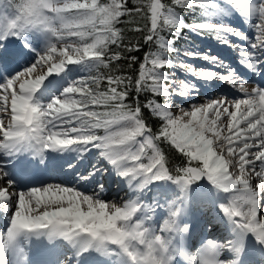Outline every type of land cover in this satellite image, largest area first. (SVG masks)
<instances>
[{
	"label": "snow or ice",
	"instance_id": "1",
	"mask_svg": "<svg viewBox=\"0 0 264 264\" xmlns=\"http://www.w3.org/2000/svg\"><path fill=\"white\" fill-rule=\"evenodd\" d=\"M202 3L135 0L130 6L129 0H21L12 14L0 16V113L9 118L5 124L0 116V216L7 217L0 229V264H33L26 244L47 247L45 241L57 254L50 264H242L247 248L259 246L264 253V86L251 92L245 87L250 78L264 79V0H220L213 11L203 13L214 20L196 18ZM177 9L191 13L192 21L186 22ZM236 9L254 36L232 25L229 12ZM134 15L145 23L131 30L145 32L144 43L156 45L142 59L125 57L111 47L140 52L138 42L123 45L117 27L122 17ZM184 30L215 34L219 43L238 49L246 75L218 54L176 48ZM165 32L172 38L162 35ZM229 37L245 43L234 44ZM17 40L23 48L11 46ZM172 53L177 60L169 58ZM181 56L202 59L212 67L198 68ZM122 59L131 62L129 67L139 62L135 77L111 74L113 63ZM21 62L24 67L13 68ZM101 67L109 72H100ZM177 67L194 80L177 81L175 73L163 71ZM225 68L227 72L217 70ZM205 83L227 84L241 96L209 98L200 105L178 107L179 114L171 111L174 96H198ZM144 93L167 101L146 97L142 104ZM145 109L161 122L156 131ZM162 143L185 158L183 166L170 168ZM96 158L127 184L130 198L123 205L104 200V185L99 183L91 194L63 183L32 184L37 173L52 171L73 175L77 183L92 181L106 171ZM250 176L258 180L254 186ZM205 177L211 185L207 194L215 190L213 202L231 225L233 238L223 243L207 240L192 254L180 243L189 226L181 227L176 218L190 186L196 184L191 191L199 195L196 182ZM156 182H171L179 194ZM149 185L158 189L151 206L146 203ZM170 194L176 207H169L160 231L177 234L175 244L171 236L156 234L148 214L160 206L162 195ZM225 252L231 258L221 259Z\"/></svg>",
	"mask_w": 264,
	"mask_h": 264
},
{
	"label": "rangeland",
	"instance_id": "2",
	"mask_svg": "<svg viewBox=\"0 0 264 264\" xmlns=\"http://www.w3.org/2000/svg\"><path fill=\"white\" fill-rule=\"evenodd\" d=\"M13 11L10 8L9 2L6 0H0V16H3L5 14H12ZM229 17H230V22L232 23L233 26H236L237 28H240V30L245 31L246 33H248L250 36H254V33L250 31V25L248 23H246V17L245 19L242 21L239 16H233L231 14V12H229ZM254 22V21H253ZM232 42L234 44H243L245 42L241 41L239 38L236 37H229ZM72 41H77L76 37H71L69 38ZM12 47H16V48H23V44L20 43V41H14L13 44L11 45ZM59 47V45H58ZM209 54L212 55H219L220 58L222 60L225 61L226 64L234 67L237 69L238 72L244 73L246 75V70L243 68V66H241L239 64V55H238V49H232L229 48L227 45L224 46H216V49L214 50V48L210 51H208ZM34 55V54H33ZM194 62V61H193ZM192 64L195 65L196 67L200 68V67H204V68H209L212 67L211 64L207 61L204 60H200L197 59L196 62H194ZM25 64L24 62H21L18 66L17 65H13V68H15L16 70H19V68L24 67ZM218 71H223V72H227V69H217ZM81 76L87 75V73L85 72H81L80 73ZM178 77L182 78L183 80H194L193 77H191L188 73H186L183 69L180 70V72H178L177 74ZM260 77H255L248 79V82L246 83L245 87L248 89L249 92H251V90L255 87H257L258 85L260 86H264V82H259L260 80H258ZM181 79V80H182ZM234 96H241L240 93L236 92L234 89H231L227 84H223L220 87H212L209 84L205 83L204 84V88L201 89L200 94L197 96L195 94L191 95L189 98L185 99V98H179L174 96L173 99V103L170 105L171 107V111L175 114H179L178 113V107L183 106L185 108L189 107L190 105H200L202 103L207 102V100L209 98H221V97H228L229 100H231L232 97ZM167 101V99L165 100V102ZM159 103H165L164 101H157ZM0 116H2L3 118H8L7 115L5 113H0ZM0 139H2V135H0ZM100 167H103L102 169H106V171H102L101 174L99 175V178H102L101 183L104 185V192H102V198L106 201H109L110 203H113L116 201L117 197H120L121 194H123L124 192H129L128 186H125V183H123L121 181L120 178H118L116 175L113 174L112 168L110 166H108L106 164V162L100 161L98 158H96V161ZM145 163L147 162L146 160L144 161ZM259 163V162H257ZM85 164H87V161H85ZM194 166V165H193ZM259 170V169H257ZM79 171L83 172L84 168L80 169ZM230 171H233L234 174H238V171L233 170L230 168ZM61 173V172H60ZM104 175V176H103ZM73 176V175H72ZM74 178V176H73ZM120 180V185L117 184V181ZM115 181V182H114ZM250 181L251 183H253V181L258 182L257 178H255L254 176H250ZM74 184H70L68 186H73V187H77L79 188L81 191H88L90 192V194L93 192L94 189L97 188V184H95V182H92V185L89 186L90 189H85L86 185H89V182H79L77 183L76 180L74 181ZM161 183H166V182H160ZM197 184L200 185V188H208V185H210V183H204V180H200L196 182ZM78 184V186H77ZM156 184H159V182H156ZM159 184V185H160ZM168 184H170V186L179 193V189L176 185L171 184V182H168ZM39 185V183H38ZM36 185V186H38ZM255 185V184H254ZM125 186V189L122 190V187ZM163 189H165L163 187V185H161ZM149 188L151 189V191L147 192L146 195V203L149 204V206L152 205V196L153 194H155L158 189L155 185H149ZM190 188L194 189L196 188V184H193L190 186ZM167 189V188H166ZM98 190V189H97ZM114 191H117V193H115ZM87 192V193H88ZM192 193V194H191ZM188 196V198L190 199L192 196L197 199V192H191ZM228 195V194H226ZM175 196L173 195H168L167 198L165 196H161L159 199V207H156L155 212H158L159 214H161V216H158V219L156 220V224L159 223V220H161V217L164 216L165 214V218L167 219L168 217V213H169V207L171 206L174 210V208L176 207V205H171V200L174 199ZM187 198V201L185 200L184 204L181 206L182 210H187L185 215H188V213H192V214H196V206L195 204H193V209L189 210L191 207H189L188 205L190 204L189 200ZM167 200V202H166ZM188 202V203H187ZM226 202V201H225ZM189 211V212H188ZM206 211V210H205ZM164 212V213H162ZM177 222L181 225V227H183L184 224H188V221L182 219L181 217H177ZM154 220H152L153 222ZM151 222V223H152ZM153 224H151L152 226ZM153 227V226H152ZM230 231V229H229ZM164 233L166 232H161L159 228H157L156 230V234H160V235H164ZM169 236H173V233H170ZM205 240V239H204ZM202 241V242H206V241ZM201 242V243H202ZM200 243V241L198 242ZM196 243V247H194L195 249H198V247L201 246L200 245L197 246Z\"/></svg>",
	"mask_w": 264,
	"mask_h": 264
},
{
	"label": "trees",
	"instance_id": "3",
	"mask_svg": "<svg viewBox=\"0 0 264 264\" xmlns=\"http://www.w3.org/2000/svg\"><path fill=\"white\" fill-rule=\"evenodd\" d=\"M9 2V0H6ZM21 2V0H12L10 5L11 10L14 12L16 10V5H18ZM103 2V0H102ZM163 3L165 4H171V0H162ZM240 2V0H237V4ZM130 6H135V0H129ZM220 0H203V3L201 5H198L197 7V14L196 18H204V19H215L214 17H204L203 13L204 12H211L213 11L212 5H219ZM232 8H236L235 5H230ZM181 17L186 21V22H191L193 19V15L191 13H188L187 11H180L177 9ZM236 12H239L238 9H236ZM241 15V14H240ZM242 16V15H241ZM121 20L123 23H120L117 25V27L122 29V35H123V45H130V44H136L137 42L140 44V52H133V53H128L124 47L117 48L115 45L111 46L112 51H119L121 54L125 57L130 56V55H135L139 58L142 59L144 52L145 51H155L156 50V45L154 43L152 44H145L143 40V36L146 34L145 32H135L132 31L131 29L140 25L142 26L145 21L140 19L139 15H134L133 17H122ZM131 21V22H129ZM229 22V21H225ZM162 35H165L167 38L171 39V35L167 32L162 33ZM213 43V44H212ZM176 48L184 50V49H190L194 51H200L201 53H208V51L212 50L215 46H222L221 43H219L215 39V34H205L203 36H198L189 33L187 30H184L182 34H180L179 39L176 40V43L174 45ZM169 58L173 59L174 61L177 60V56L175 53H172L169 55ZM179 59H183L186 63L192 64V62H196L197 59H190L186 57H179ZM202 61V59H200ZM193 62V63H194ZM129 63H131L128 59H122L118 62H114L112 65V73L111 74H125L129 76L135 77L137 71H138V66L139 62L137 63H132V66L129 67ZM182 68H165L163 71L168 72L170 75L172 73H175V78L177 81L181 80L182 78L178 77L177 74L180 72ZM100 72L107 73L109 72L108 69H104L101 67L99 69ZM95 74V72H93ZM183 80V79H182ZM106 84V82H105ZM105 84H102L101 87H105ZM154 98L157 101H164L167 99L166 97L160 96L158 98L156 97H151V93H144L141 96V103L145 101V98ZM145 112V118L148 120L149 124L152 126L153 131H156L159 127V124L161 123L158 119L153 117L151 113H149L146 109L144 110ZM162 149L167 155L168 161H169V166L170 168L174 169L177 166H183L185 158L174 148H172L170 145L166 143L161 144ZM196 162H193V165H195ZM202 180L208 181L207 178H203Z\"/></svg>",
	"mask_w": 264,
	"mask_h": 264
},
{
	"label": "bare ground",
	"instance_id": "4",
	"mask_svg": "<svg viewBox=\"0 0 264 264\" xmlns=\"http://www.w3.org/2000/svg\"><path fill=\"white\" fill-rule=\"evenodd\" d=\"M258 80H260L259 82H264V79H261V78H259ZM8 119L9 118H4V123L5 124H7L8 123ZM101 168H103V167H101ZM82 169V168H81ZM101 174V172L94 178V180H92V181H89V185L88 186H91L92 185V182H95V184H102L101 183V181H102V178H99V175ZM104 176V175H103ZM71 177V175H68V179H63V178H58V179H54V180H48L47 182H45V183H52V184H55V183H63V184H66V185H70V183L71 182H74L75 180L74 179H72V178H70ZM43 182H44V180H42ZM39 183V182H38ZM250 183H251V181H250ZM255 183H257V182H255V181H253V183H251V184H253V186H254V184ZM36 184V183H35ZM159 184H160V182H159ZM160 185H163V187L166 189H168L169 187H170V184H168V182H166V183H161ZM0 186H4V184H3V182H0ZM29 186H31V184L29 185ZM39 186V185H38ZM125 186H127V184L125 183ZM125 186H123L122 187V190L123 189H125ZM172 188V187H171ZM209 188H211V186H209L207 189H209ZM173 189V188H172ZM191 189L192 188H190V190H189V192H188V194L187 195H189L192 191H191ZM206 189V190H207ZM11 191V190H10ZM199 192H200V196H204V195H207V197L209 198V197H211V199L214 201V199H215V196H216V193H215V190H213V193H212V195L211 196H209L208 194H207V191H205V193H204V191L202 190V188H200V190H198ZM86 192V191H85ZM88 192V191H87ZM176 192V191H175ZM177 194H179L178 192H176ZM88 194H90V192H88ZM192 194V193H191ZM222 197H224V196H226V194H224V193H221L220 194ZM193 197V196H192ZM191 197V198H192ZM130 198V193L129 192H124L123 194H121V196L120 197H117L116 198V201L114 202L115 204H117L118 206H120V205H123L124 203H125V201H127L128 199ZM109 202V201H108ZM190 202H192V199H191V201ZM217 209H218V215H219V213L221 212V211H219L220 209H219V207H218V204H217V206H216V208L214 209V211H217ZM187 211V210H186ZM186 211L185 210H182V212H181V214L178 216L179 218L181 217L182 219H184L185 221L188 219V217L185 215L186 214ZM162 213H164V212H162ZM222 213V212H221ZM149 215H151L152 216V220H154L151 224H153L152 226L157 230V228H159V229H161L163 226H164V221L166 220V219H164L165 218V214H164V216L163 217H161V220H159V223H157L156 224V220L158 219V216H161V214H159L158 212H154V214L153 213H151V212H149L148 213ZM138 215H139V213H138ZM220 216V215H219ZM167 219H168V217H167ZM217 222H219V220H215V226H219L218 224H217ZM4 226H5V223H4ZM205 227H207V226H205ZM212 227H214V225L212 226ZM226 227H228V229L229 228H231V225H229L228 224V222H227V225H226ZM226 227H223V226H221V227H218V229H217V231H211L210 232V234H209V236H214V237H216V240L215 241H213V242H221V243H223L224 242V240H226V239H230L232 236H231V233L230 234H227L226 236H225V228ZM4 228V227H3ZM222 234H223V236H222ZM170 235V233H164V236H169ZM223 237H224V240H222L223 239ZM228 237V238H227ZM177 239H180V237L178 236V238ZM205 241H207V240H205ZM199 248V247H198ZM26 249H28V247L26 248ZM65 251H67V250H65ZM197 251V250H196ZM195 251V252H196ZM70 251H67V255L69 256L70 255ZM222 255V254H221ZM61 259L62 258H64V256H61L60 257ZM42 259H45V257L44 256H41V257H38V259L36 258V257H34V258H32L31 259V261H33V264H42ZM249 260L250 261H252V262H254V261H257V263L259 264V263H262L263 261V258H261V257H258V258H256V256L254 255V256H250V258H249ZM73 264H75V261H73Z\"/></svg>",
	"mask_w": 264,
	"mask_h": 264
}]
</instances>
